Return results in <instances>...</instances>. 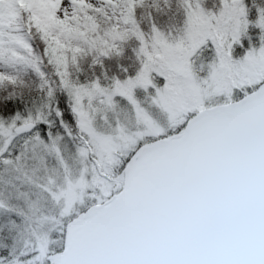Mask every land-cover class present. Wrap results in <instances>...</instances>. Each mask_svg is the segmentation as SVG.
<instances>
[{
	"label": "snow or ice",
	"instance_id": "1",
	"mask_svg": "<svg viewBox=\"0 0 264 264\" xmlns=\"http://www.w3.org/2000/svg\"><path fill=\"white\" fill-rule=\"evenodd\" d=\"M0 264H264V0H0Z\"/></svg>",
	"mask_w": 264,
	"mask_h": 264
}]
</instances>
